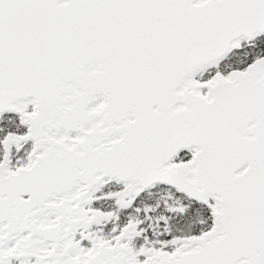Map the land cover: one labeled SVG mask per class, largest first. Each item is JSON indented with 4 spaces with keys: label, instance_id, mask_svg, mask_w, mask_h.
<instances>
[{
    "label": "snow or ice",
    "instance_id": "snow-or-ice-1",
    "mask_svg": "<svg viewBox=\"0 0 264 264\" xmlns=\"http://www.w3.org/2000/svg\"><path fill=\"white\" fill-rule=\"evenodd\" d=\"M0 264H264V0H0Z\"/></svg>",
    "mask_w": 264,
    "mask_h": 264
}]
</instances>
